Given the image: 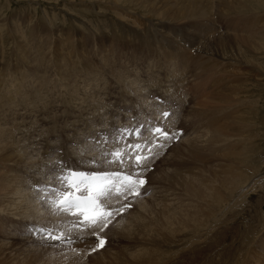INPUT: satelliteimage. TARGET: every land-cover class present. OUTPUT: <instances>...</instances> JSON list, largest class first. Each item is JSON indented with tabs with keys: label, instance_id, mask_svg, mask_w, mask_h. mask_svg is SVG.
Masks as SVG:
<instances>
[{
	"label": "bare ground",
	"instance_id": "1",
	"mask_svg": "<svg viewBox=\"0 0 264 264\" xmlns=\"http://www.w3.org/2000/svg\"><path fill=\"white\" fill-rule=\"evenodd\" d=\"M107 3L113 8L119 6L131 17L135 14L129 7L132 3ZM152 6L161 13L154 14V28L150 30L154 41L151 59L134 63L130 74L117 72L108 79L100 68H93L94 62L85 60L82 68L87 65L92 73L81 68V78L79 72L71 91L64 95L48 91L52 80L44 79L39 72L42 66L51 65L60 75V65H76L78 59L69 51L72 35L63 29L54 31L57 37L51 41L56 51L51 58L50 52L44 51L41 30L35 41L28 37L30 28L29 34H19V53L29 62V68L22 67L21 58L0 67V207L18 217L0 214V230L26 240V246L40 253V258L51 255L62 264L61 259L73 256L71 252L78 249L90 254L92 262L99 254L112 252L119 243L122 264H264V153L254 150L259 147L255 140L264 136V20L256 18L263 11L264 0H156ZM175 13L180 21L188 19H182L185 24L203 23L188 24L190 30L184 26L171 36L172 27L167 23L175 21L169 22L167 17H175ZM228 16L237 21L225 24L222 19ZM243 19L251 20L246 23ZM72 20L81 23L75 16ZM138 21L129 19L123 24L145 34ZM218 22L224 24L223 29ZM180 32L185 33V40ZM63 52L69 63L60 61ZM35 74L42 79L41 85L31 80ZM26 86L35 87L25 92ZM163 112L170 115L165 118ZM157 127L169 133L167 140L154 131ZM136 131L140 132L138 137ZM137 144L142 148L132 147ZM117 149L126 153L123 165L109 162L110 154ZM136 155L147 159L137 165ZM184 155L199 156L206 165L197 166V170L188 168V174L181 169L166 170L168 159L173 157L175 162L184 160L178 162L181 165L193 166ZM61 168L65 174L69 169L125 172L146 180L139 186L138 196L133 193L127 200L121 197L110 201L112 208L124 203L130 207L111 218L100 233L109 237L107 243L95 253L92 248L97 237L83 226L79 230L73 226L83 218L59 211L50 203V189L58 187L55 178L61 175ZM161 199L162 205L158 204ZM157 211L169 212L156 220ZM149 221L153 225L145 234ZM243 221L251 225L235 226ZM52 226L67 238L47 239L37 231ZM226 229L240 236L231 237ZM4 245L0 243V264H12L11 260L5 262V250H13ZM40 258L24 257L25 264L42 262ZM78 260L66 261L78 264ZM92 264L104 262L95 259Z\"/></svg>",
	"mask_w": 264,
	"mask_h": 264
},
{
	"label": "rangeland",
	"instance_id": "2",
	"mask_svg": "<svg viewBox=\"0 0 264 264\" xmlns=\"http://www.w3.org/2000/svg\"><path fill=\"white\" fill-rule=\"evenodd\" d=\"M97 1H99V2H97ZM116 1H117V3H119V5L123 4V5L129 6L132 3V6H129V7H131V9L134 10V12H135V14H133L134 16L131 17V15L127 14V12L122 11L123 9H121L119 6H117L118 8L114 6V8H115L114 9L112 4L107 3V2H116ZM122 1H125V2L122 3ZM126 1H128V2L126 3ZM136 1L138 2V5H137ZM136 1L135 0H0V67L3 68L4 67L3 64L8 63L9 61L14 62V60H16L17 58L22 57L21 54L19 53L21 51V49L19 48V44L17 45V42L21 39L20 38L21 35L22 36L27 35V34L32 32L31 34H29L28 37H30L31 40L35 41V39H37L39 37L38 31H40V30H41V32L39 34L43 35V42L45 40V43H46V45H45L46 47H45L44 51L46 52V54L48 52H50L49 57L51 56V58H52L53 53L56 51V49H55L56 46H54L53 42L51 41V39L53 40L54 37H57V34L54 31H57V30L62 31V29H63L62 32H67V33L72 35L70 38H71L73 44L71 45V47H69V51L71 54H73L75 56V58L78 59V61H74V62H77L75 66H72V64L63 65V66L60 65V67L62 69V72L60 75H58L56 73L58 70H56L55 67L53 69V66H51V65H49L48 67H46L45 65L42 66L39 74L42 73V77L46 80H48V79H50V81L52 80L47 85L48 91H53L54 93H56V96L64 95V93L71 91L72 82H75L74 80L77 79L76 75L79 72L80 73L82 72L79 70L83 67V65H85L84 64L85 60L86 61L88 60L91 63L94 62L95 65L93 66V68L94 67L100 68L103 71V73L107 79L109 77H112L117 72L124 71L125 74H130L131 68L133 67L132 65L134 63H140V62L141 63L142 62L147 63L151 59V57L153 56L151 51L154 53V47H153L154 41L152 40V33L150 30H153V28H154L152 26L155 23L154 14L156 15V14L161 13V10L157 9L155 6H152V9L150 7V5L152 3H155L156 0H150L151 2L150 1L146 2L148 0H144L145 2L142 0L141 1L136 0ZM139 1L141 2L140 4H139ZM210 2H214V0L213 1L210 0ZM124 3H126V4H124ZM101 4H102V6H101ZM104 5H108V6H104ZM137 6H138V9H136ZM141 6H144L143 10H142ZM146 7H147V10H146ZM140 10H142V11H140ZM102 13L104 15L105 14L106 15L104 16ZM107 13H108V15H107ZM112 13H113V15H112ZM146 13L148 14V16L145 15ZM136 14L137 15L139 14V16L137 17ZM140 14H142V16ZM143 14H144V16H143ZM177 14L176 13L174 14L175 17L173 15H169L170 18H169V16L167 17V20L169 22L175 21L174 23L173 22L167 23L169 28H170V26L172 27V28H170L171 29L170 30L171 36L176 35L175 30L178 31V30L184 29V26H186V29L188 28V30H190V28H189L190 24L199 25V24L203 23V20H201V22L200 21L198 22L199 24L196 23L195 21L194 22L192 21V22L185 24L186 22L184 23V21H187L188 19L185 20L184 18H182L184 21L182 19L180 21V16ZM121 15H122V17H121ZM74 16H75V18L81 20V23L74 22V20H72ZM171 16H173V17H171ZM126 17H128V18H126ZM144 17H145V19H144ZM225 17H227V16H225ZM150 18L153 19L151 22L148 21V20H150ZM256 18H261L262 20H264V6H263V11H261V14H259ZM129 19L132 22H136L139 20L138 24L141 25V27H142V29H144V31H146L145 34L138 33V32L135 33L133 30L126 28V26L123 24V22L125 20H129ZM134 19H136V20H134ZM173 19H175V20H173ZM82 20L84 21L85 25H84V23L82 24V22H83ZM99 20L102 22H100ZM119 20H120V22H118ZM121 20H124V21H121ZM222 20L224 21L225 24H229V22H231L232 20L237 21V18L236 19L233 17L230 18V16H228V18L222 19ZM250 20L251 19H245L244 22L247 23ZM89 21H90V23H92V25L90 23L88 24ZM97 23H99V25ZM111 23L113 26L111 25ZM150 23H151V25H150ZM73 25H76L75 26L76 28L72 27ZM93 25H95V26H93ZM106 25H107V27H106ZM147 25L149 26L148 28H147ZM180 25H181V27H180ZM97 26H98V28H97ZM143 26H144V28H143ZM26 27H27V29H26ZM32 27H33V29H32ZM198 27H199V29L201 28L200 30L203 29L202 26H198ZM218 27L223 29L224 24L219 23ZM261 27H264L263 23L261 24ZM16 28H17V30L20 28L19 31H17ZM52 28L55 30H52ZM74 28L76 29L75 31L73 30ZM111 28H113V29L115 28L114 31H116V32L114 33L113 29H111ZM146 28H147V30H146ZM12 29L13 30L15 29L16 31L15 30L13 31ZM28 29L30 30L29 33H28ZM68 29H70V30H68ZM80 29H83V30H80ZM102 30H105L106 33L104 31L102 33ZM107 30L110 32H107ZM192 30H195V29H192ZM52 31H53V34H49L47 36L46 32H52ZM147 32H148V34H147ZM19 34H21V35H19ZM184 34L185 33H183V32L179 33L180 38H182L183 40H185ZM30 35H32V38L34 36V38L32 39ZM117 38H119V39H117ZM120 38H123V39H120ZM47 47H50L49 51H48ZM13 51H15V52H13ZM74 52H76V53L74 54ZM233 54H236V52H234ZM66 58H67V55H65V53L63 52V54L60 55V61L65 60L69 63V61H68L69 59H66ZM21 60L23 62L21 64H24V65H22V67H24L25 69L29 68V62L26 63L25 61H23L24 60L23 58H21ZM30 64H33V62ZM52 64H54V63L52 62ZM261 64L263 65L261 67L264 70V60L261 61ZM82 69H83V71H87L89 73H92L91 68L87 65L85 66V68H82ZM44 70H47V71L45 72ZM222 70H225V68H222ZM38 75L35 74V76L31 77V80L35 79V80H37V82H39L38 84L41 85L43 82H41L42 81L41 78H39V79L36 78V77H38ZM256 75H258V74L256 73ZM81 76H82V73L79 76V78H81ZM66 82H69V84H67L68 86L67 85L65 86ZM81 82H83V81H81ZM254 82H256L255 78H254ZM87 83H90V82H87ZM26 84L33 85L34 83L32 82V83H26ZM34 87L29 88V86H26L23 90L24 91L25 90H33ZM27 97L30 100L31 96H27ZM61 97H63V96H61ZM257 97L260 99V103H262L261 91L257 92ZM41 111L44 112V110H41ZM263 118H264V115H263ZM255 143L258 144L259 147L257 149H254V150L264 153V136L260 140H255ZM163 156L165 157V154H163ZM184 158H185V160H189L193 166L181 165L179 163L183 162L184 160L178 161L179 162L178 163V162H175V160H174L175 158L173 157V160H172V158L168 159V160H170V162H169V165L167 164L166 170L169 169V171H172L173 169H181V171L186 172L185 170L188 168H193L194 170H197V166L206 165V163H204L202 161V158L199 156L189 157L187 155H184ZM258 166H259V163L257 164V167ZM152 169H154V167H152ZM10 173H11V175L9 176V181L12 179L11 177L13 175L12 172H10ZM185 174H188V173L186 172ZM18 190H19L21 200H22L23 192H22L21 187L18 188ZM158 204H160V205L164 204L163 199L159 200ZM263 208H264V206H263ZM167 212H169V211H157L154 219L157 220V218L159 216L167 214ZM0 214H5L9 217H18L12 213L7 212L4 207H0ZM152 218L153 217H150L149 219L152 220ZM238 223L239 222H237L235 224L236 227H243V226L246 227L248 225H251V222H246V221H243L242 225H240ZM152 225H153V223L151 221H149L147 223V225L145 226V228L143 230L145 234L150 232ZM225 232L230 233L231 237L240 236V234H238L236 231H230V230L226 229ZM256 234L257 233H254L253 235H256ZM107 238H109V237H107ZM94 240H95V238H94ZM0 243L1 244L5 243V245L10 246L13 250L12 253H8V250L7 251L5 250V252H6L5 262H9L11 260L12 264H25L24 257H28V258L32 259L35 256H39V258L42 256L40 253H37L34 250L29 249L26 246L29 244L26 240L17 239L15 237L8 236L7 233L2 231V230H0ZM115 243L116 242H114V244ZM56 244H59V243H56ZM5 245H4V247H7ZM39 246H41V245H39ZM64 246H67V245H64ZM82 247L86 248L84 246H82ZM7 248L9 249V247H7ZM90 250H91V248H89L87 252H90ZM96 251H93V253H95ZM127 251L133 252L134 250L133 249H127ZM60 253H67V252L62 251ZM71 253L73 256L66 257L67 261L70 259L71 260L79 259L78 264H83L84 262H86V263L91 262L92 256L90 254L85 255L82 250L80 251V249H78L74 252H71ZM71 253H69V254H71ZM121 255H122L121 243H119L117 245L116 249H114L112 252L105 253L102 255L99 254L95 259H100L101 261L104 262V264H122ZM40 259L42 260V262L36 261V264L37 263L38 264H62L60 262V260L53 258L51 255H44V257L40 258ZM95 259H93L92 262ZM66 260L61 259L63 264H69ZM114 260H115V263H113ZM92 262L90 264H92Z\"/></svg>",
	"mask_w": 264,
	"mask_h": 264
},
{
	"label": "snow or ice",
	"instance_id": "3",
	"mask_svg": "<svg viewBox=\"0 0 264 264\" xmlns=\"http://www.w3.org/2000/svg\"><path fill=\"white\" fill-rule=\"evenodd\" d=\"M169 115L168 112L162 113V116L165 118ZM124 131L129 132L127 129ZM154 131L165 140L169 138V133L159 127L155 128ZM160 146L162 147V145ZM132 147L136 149L142 148L139 144ZM110 155L112 156V160L109 161L110 163H120L123 165L125 152L117 149ZM145 159L147 157L135 156L137 165L143 164ZM60 172L61 175L55 178L58 187L50 189L51 197H54L49 198L50 203L59 211L71 213L78 218L83 217V220L78 219L73 226L77 230H79L80 226H83L89 230V234L97 237V243L92 248V251L102 248L105 245V240L100 236V233L109 226L112 222V217L119 215L130 207L129 204L124 203L118 209L112 208L110 201L114 198L119 201L121 197L127 200L128 196L133 193L138 196V188L145 181L143 179H133L131 175L120 172L88 173L69 169L65 174L63 168L60 169ZM76 193H80V195H76ZM37 231L45 234L47 239L63 241L67 238L65 233L60 232L56 226L41 227Z\"/></svg>",
	"mask_w": 264,
	"mask_h": 264
}]
</instances>
